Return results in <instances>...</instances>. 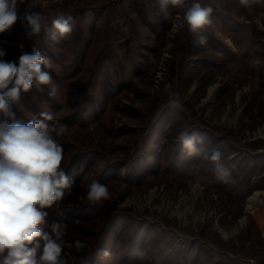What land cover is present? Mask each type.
I'll return each instance as SVG.
<instances>
[{"label": "rangeland", "instance_id": "374dc122", "mask_svg": "<svg viewBox=\"0 0 264 264\" xmlns=\"http://www.w3.org/2000/svg\"><path fill=\"white\" fill-rule=\"evenodd\" d=\"M194 2L213 10L197 33L182 23ZM17 9L46 18L31 39L18 21L0 47L8 61L20 44L49 60L55 95L34 84L14 111L25 123L51 112L48 123L65 128L61 167L75 183L46 209L45 230L65 222L69 240L89 245L70 250L76 264H264V0H184L167 16L157 0H23ZM59 15L75 23L54 42L45 32ZM181 132L204 143L190 151ZM93 179L110 193L94 206L85 199Z\"/></svg>", "mask_w": 264, "mask_h": 264}, {"label": "clouds", "instance_id": "9594fccd", "mask_svg": "<svg viewBox=\"0 0 264 264\" xmlns=\"http://www.w3.org/2000/svg\"><path fill=\"white\" fill-rule=\"evenodd\" d=\"M260 0H240L251 8ZM23 0H0V34L10 31L19 21L27 38L39 35L46 27V18L39 12L18 15L17 4ZM184 0H157L158 11L167 16L170 6H183ZM211 7L194 2L183 14L182 23L192 33H197L211 23ZM74 18L59 15L47 28L46 38L58 42L73 32ZM4 43H7L6 41ZM20 56L16 60L3 59L6 50L0 47V264H76L77 257L71 251H83L89 245L79 239H68V225L53 221L45 230L48 212L66 193H71L75 180L61 167L64 150L57 137L64 135V126L48 123L54 120L51 112L39 113L40 118L26 123L17 119L14 107L20 105L23 93L34 86H49V96L56 88L49 71L48 58L36 47L24 51L20 44ZM173 106L179 107V104ZM177 139L190 151L195 143L203 144L201 137H189L181 132ZM222 153L212 149L211 161L216 164L217 179L227 182L231 175L228 168L219 163ZM86 202L99 205L110 198L108 187L93 179L86 185ZM105 258L111 256L102 250ZM80 264H90L80 258Z\"/></svg>", "mask_w": 264, "mask_h": 264}, {"label": "bare ground", "instance_id": "6f19581e", "mask_svg": "<svg viewBox=\"0 0 264 264\" xmlns=\"http://www.w3.org/2000/svg\"><path fill=\"white\" fill-rule=\"evenodd\" d=\"M230 42H232V40H230ZM213 91V88H212ZM260 199L258 197V192H256L255 194H253L252 196L249 197L248 199V208L246 209V214L239 220V226H242L243 224H245V222L247 221V214L249 213L250 209L253 208V205L255 203H259Z\"/></svg>", "mask_w": 264, "mask_h": 264}]
</instances>
